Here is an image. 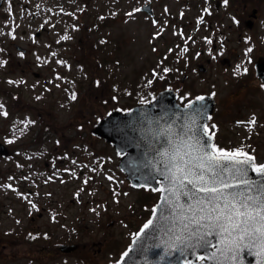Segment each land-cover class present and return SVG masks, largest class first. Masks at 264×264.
<instances>
[{"label":"rangeland","instance_id":"374dc122","mask_svg":"<svg viewBox=\"0 0 264 264\" xmlns=\"http://www.w3.org/2000/svg\"><path fill=\"white\" fill-rule=\"evenodd\" d=\"M147 3L152 4L158 22L147 12L137 11ZM196 4L189 0H8L3 5L0 137L11 139L9 144L18 151L16 156L0 160V241H14L10 238L17 230L13 216L23 219L30 211L29 202L49 205L55 201L61 205L53 203L62 218L46 222L37 245L46 242L48 232L68 243L90 242L106 230L127 241L137 233L146 217L142 204L154 193L148 195L145 188L142 192L129 185L117 165L119 153L92 133L93 124L113 107L129 109L151 101L167 85L164 70L168 65L173 69V57V71L178 76H182L187 61L198 58L199 44L196 48L189 44L190 51L187 48V35L192 32L189 20L200 12L199 2ZM65 36L69 39H63ZM17 45L25 46L27 52L18 50ZM35 71L41 78L34 76ZM40 132L46 134L45 139L40 138L45 144L42 150L37 146L24 150L22 145L38 140ZM258 141L261 143L256 148L264 154V132L260 140H253ZM56 144L69 146L62 168H79L83 173L69 176L63 172L62 177L51 173L54 169L46 167L44 160ZM37 151L46 176L31 169L34 159L26 157L24 161V153ZM22 168L32 177H28L21 198L12 173L21 176ZM48 174L56 181L47 179ZM29 186L35 190L31 196ZM15 201L25 203V210ZM59 222L62 225H57ZM46 261L95 264L80 252ZM15 263L30 264L24 258ZM15 263L1 252L0 264Z\"/></svg>","mask_w":264,"mask_h":264},{"label":"flooded vegetation","instance_id":"af4514ba","mask_svg":"<svg viewBox=\"0 0 264 264\" xmlns=\"http://www.w3.org/2000/svg\"><path fill=\"white\" fill-rule=\"evenodd\" d=\"M192 2L195 4L199 2L200 12L198 17L189 20L188 28H191L192 32L189 36L187 35L189 39L187 48L190 51L189 44L195 48L199 44V56L196 60L187 61L182 76L176 75V70L173 71V57V69L171 65L166 68L168 69L166 71L167 85L163 89L173 88L176 90L178 101L184 105L206 95L213 97L215 102L213 112L206 125L214 138V145L226 150L243 149L256 158V163H264L263 152L256 148L261 142H253V140H260V135L264 132V0H189V3ZM153 19L155 22L160 20L156 16ZM18 46H15L18 50L27 52L26 48H18ZM18 64L22 65L21 61H18ZM12 65H14L13 62L10 67L14 70ZM22 70L25 71L26 68L23 67ZM34 76L41 78V73L35 71ZM114 109L128 110L118 106L109 111ZM252 120H255V123H251ZM47 124L45 123V125ZM42 139L45 138L42 137ZM99 139L103 138L99 137ZM0 141L9 147L10 155L7 157L16 156L15 152L18 151V148L15 149L9 144L12 142L11 139L4 140L0 137ZM105 143L114 147L111 142L105 141ZM44 145L39 138L22 146L24 150L30 146H37L42 150ZM38 155L39 151L24 153V161L26 157L28 160L34 159L35 164L31 169L38 172L40 176H46V171L43 172L44 169H41L38 162ZM68 155V145L56 144L50 147L45 155L48 158L44 160V165L53 168L54 172L51 173L54 175L58 173V177H62L63 172L69 176L83 173L82 167L80 171L79 168L68 170L62 168V164L66 160L65 157ZM118 155L121 159L122 154ZM3 158L5 157L0 156V160ZM20 171L22 175L17 176L16 173H12L14 176L12 179L16 181L18 194L22 198L26 193L24 185L28 182V177H32V175L26 174L23 168ZM120 173L127 180V176L121 169ZM54 175L51 177L48 174L47 179L52 181ZM55 179L53 181H56ZM49 184L52 183L49 182ZM131 187L144 192L143 187L132 185ZM49 190L53 191L51 188ZM145 190L148 191V195H153V192L157 193L150 188ZM27 192L31 196L35 190L29 186ZM78 199L80 198L78 197ZM157 200V196L154 195L147 203L142 204L146 209L144 223L148 222L151 217ZM54 202H49V205L29 202L27 204L30 206V211L23 214V219L13 216L12 221L17 230L10 234V238L14 241L12 240L10 243L0 241V255L1 252L7 253L14 263L16 259L24 258L25 262L30 264L31 262L47 264L49 263L46 261L48 258L56 259L61 255H73L80 252L81 254L85 253L95 264L119 263L130 243L114 236L112 230L111 234L110 230H106L105 234H102L98 239H91L90 242L86 239L74 242L78 244V248L70 252L61 249L62 244L68 242H63L61 240L63 237L56 238L52 232L46 234L47 240L44 244L37 245L36 242L41 238L42 231L47 228L46 222L52 224L54 221H58L60 216L62 218V215L53 209ZM74 202V198L71 199V203ZM14 203L20 205V209L23 211L25 210V203L16 201ZM59 205L55 202V207H59ZM122 220L127 221L123 217ZM57 225H62V223L59 222ZM59 236H63V234ZM18 239L20 243L16 242ZM34 241L36 248L32 249ZM82 261L86 262L84 259ZM187 264H190V261Z\"/></svg>","mask_w":264,"mask_h":264},{"label":"snow or ice","instance_id":"6c2138e0","mask_svg":"<svg viewBox=\"0 0 264 264\" xmlns=\"http://www.w3.org/2000/svg\"><path fill=\"white\" fill-rule=\"evenodd\" d=\"M192 131L189 124L158 133L168 145L157 162L163 165L158 172L163 186L152 189L162 193L161 203L153 210L156 223L149 220L144 228L168 237L166 254L202 250L198 261L225 264L228 254L247 242L259 246L257 255L264 257V163L243 149L205 143L211 140L207 125L203 138L189 136Z\"/></svg>","mask_w":264,"mask_h":264},{"label":"water","instance_id":"95a60500","mask_svg":"<svg viewBox=\"0 0 264 264\" xmlns=\"http://www.w3.org/2000/svg\"><path fill=\"white\" fill-rule=\"evenodd\" d=\"M142 10L153 13L150 4L143 6ZM207 98L194 100L191 103L194 107L189 109L188 105L183 106L177 102L175 92L171 93L169 89L163 90L149 104L136 105L127 112L111 111L95 124L93 133L112 141L113 145L125 154L120 166L127 172L133 185L157 188L160 184L158 179L162 181L158 172L163 168V165L157 162L160 160V153L168 146L164 137L159 136L158 133L169 127L177 131L190 124L193 131L189 136L203 138V126L213 108L211 100ZM209 142L213 144L212 136L210 141L205 139V143ZM0 154L3 156L9 154L8 148L1 142ZM250 176L252 179L257 178L255 173H250ZM160 203L161 198L156 203V209ZM151 220L156 223L154 216ZM144 233L146 235H142ZM210 239L213 242L216 240L215 237ZM167 243H170L168 237L155 229L148 231L143 227L119 264H183L188 259L192 260L191 264H211L197 260L198 255L205 254L202 250L179 252L172 249L166 254ZM76 247L77 245H64L62 248L68 251ZM259 252H261L259 246H247L245 242L228 254L229 259L225 264H264V257L257 255Z\"/></svg>","mask_w":264,"mask_h":264}]
</instances>
